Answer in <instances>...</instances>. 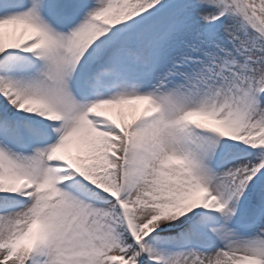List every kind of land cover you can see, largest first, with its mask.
<instances>
[{"label":"snow or ice","instance_id":"snow-or-ice-1","mask_svg":"<svg viewBox=\"0 0 264 264\" xmlns=\"http://www.w3.org/2000/svg\"><path fill=\"white\" fill-rule=\"evenodd\" d=\"M0 264H264V0H0Z\"/></svg>","mask_w":264,"mask_h":264}]
</instances>
